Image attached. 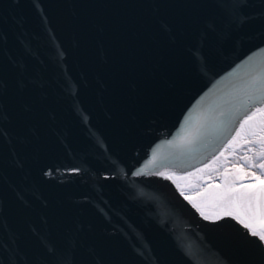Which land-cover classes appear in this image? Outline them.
Wrapping results in <instances>:
<instances>
[{
  "label": "water",
  "instance_id": "water-1",
  "mask_svg": "<svg viewBox=\"0 0 264 264\" xmlns=\"http://www.w3.org/2000/svg\"><path fill=\"white\" fill-rule=\"evenodd\" d=\"M232 5L250 19L188 71ZM261 48L264 0H0V264H261L185 176L262 129Z\"/></svg>",
  "mask_w": 264,
  "mask_h": 264
},
{
  "label": "snow or ice",
  "instance_id": "snow-or-ice-1",
  "mask_svg": "<svg viewBox=\"0 0 264 264\" xmlns=\"http://www.w3.org/2000/svg\"><path fill=\"white\" fill-rule=\"evenodd\" d=\"M250 19L247 15H242L238 6L232 5L227 14L221 17L218 21L208 23L203 33V39L192 43L188 49V56L185 60V67L188 71L197 70L200 72H210L211 65L217 54V46L220 41H227L234 38L235 29L242 27L247 20ZM264 51V48L260 49ZM252 59V56L248 57V61ZM248 61H245L247 63ZM231 75V73H229ZM20 87L24 88L27 85L21 79L19 81ZM217 84L220 81L216 82ZM215 87V85H213ZM211 91V89H209ZM208 93L205 92L204 96L200 97L203 100ZM4 95H0V101H3ZM20 102H23L22 100ZM200 101H197L199 103ZM258 111H264V109H258ZM247 123V121H245ZM7 126V125H6ZM264 167V165H261ZM72 174H81L85 171L82 167H73L69 169ZM140 169H136L133 175H138ZM51 175V171L47 173ZM104 179H111L110 176H105ZM256 179L259 180V177ZM140 195H144L141 193ZM223 198L228 203L244 204L251 214H255L257 208L264 210V182H261L259 186L256 184H248L240 189H231L228 193L223 195ZM191 199V197H188ZM227 215L232 216L233 213L228 212ZM207 218V217H206ZM236 219L244 225L245 229H251L247 232V235L251 239L249 242L255 245L260 255L261 264H264V231H257L256 228L241 218L239 214L236 215ZM51 255L54 257L55 264H75L74 252L68 250H61L55 245L53 246Z\"/></svg>",
  "mask_w": 264,
  "mask_h": 264
},
{
  "label": "bare ground",
  "instance_id": "bare-ground-1",
  "mask_svg": "<svg viewBox=\"0 0 264 264\" xmlns=\"http://www.w3.org/2000/svg\"><path fill=\"white\" fill-rule=\"evenodd\" d=\"M244 136H247V138H244ZM244 136L243 133L237 136V146L241 150H238L237 147L232 149L227 148L216 159L209 162L204 167L185 173V176L189 178L187 185L197 195V197L204 194H213L212 196L217 198L221 206L220 197L226 191L225 189H233V187H235V185L237 186V184L248 185L243 182L244 177H247L249 184H256L259 186L261 182H264V167H261V165H264V154H262L263 152L260 150L258 153L257 144L253 142V137L264 138V131L259 132L258 130L255 135L244 132ZM244 140L245 142H243L240 146L239 142ZM240 153L243 154L240 155ZM243 155L249 156V163L243 162ZM239 175L240 179L238 180ZM257 177H259V180L256 179ZM225 180H227V182H225ZM207 186L210 188L206 189ZM220 206L218 207L219 209ZM211 209L212 208L209 210ZM227 212L229 211L222 213ZM261 224L264 225V222Z\"/></svg>",
  "mask_w": 264,
  "mask_h": 264
},
{
  "label": "rangeland",
  "instance_id": "rangeland-1",
  "mask_svg": "<svg viewBox=\"0 0 264 264\" xmlns=\"http://www.w3.org/2000/svg\"><path fill=\"white\" fill-rule=\"evenodd\" d=\"M253 161V160H252ZM256 162H258V161H256ZM260 162V161H259ZM246 163H249V162H246ZM247 184H249V182H246ZM209 186H211V185H209ZM209 186H207L206 187V189H208V188H210ZM243 186H245V185H238L237 184V186L235 185V187H233V189L235 188V189H240V188H242ZM258 186V185H257ZM226 190H228V189H226ZM231 190V189H230ZM230 190H228V191H230ZM225 193V192H224ZM228 193V192H227ZM224 198H222V200H223ZM221 200V199H220ZM221 200V201H222ZM226 205L227 206H225L224 208H222L221 209V207H220V209L218 208V209H216V208H212L210 211H212V212H214L215 214H217L218 216L219 215H221V214H223L222 212H225V211H229V212H231V213H233L234 215H237V214H239L240 216H243V215H247V214H249L251 217H253L254 219H256L258 222H260V223H263L264 222V210H262L261 208H257V210H256V212H255V214L253 215V214H251V212L247 209V207L244 205V204H235V203H226ZM208 209H210V208H208Z\"/></svg>",
  "mask_w": 264,
  "mask_h": 264
},
{
  "label": "flooded vegetation",
  "instance_id": "flooded-vegetation-1",
  "mask_svg": "<svg viewBox=\"0 0 264 264\" xmlns=\"http://www.w3.org/2000/svg\"><path fill=\"white\" fill-rule=\"evenodd\" d=\"M263 131H264V127L262 128V130H261L260 132H263ZM254 143L257 144V147H258V148H257V149H258V153H259V150H260V151L263 152L262 154H264V148H263V147H264V138L256 137L255 140H254ZM243 153H244V152H243ZM243 153H242V154H243ZM247 156H248V155H247ZM249 160H250V158H249L246 162H249ZM226 177H227V176H226ZM236 177H237V176H236ZM239 179H240V175L238 176V180H239ZM229 181H230V179H229ZM225 182H227V180H225ZM243 182L245 183V182H247V180H244V179H243ZM225 190H226V189H225ZM227 191H228V190H226L225 193H227ZM223 192H224V191H223ZM225 193H223V194L221 195V197H220L221 200H222L223 195H224ZM226 203H227V201H226L225 199H223V200L221 201V206H222V207L220 206L221 209L224 208L225 206H227Z\"/></svg>",
  "mask_w": 264,
  "mask_h": 264
},
{
  "label": "built area",
  "instance_id": "built-area-1",
  "mask_svg": "<svg viewBox=\"0 0 264 264\" xmlns=\"http://www.w3.org/2000/svg\"><path fill=\"white\" fill-rule=\"evenodd\" d=\"M263 148H264V147H263ZM240 155H242V153H240ZM263 159H264V158H263ZM263 159H262V160H263ZM243 162H245V163H246V161H243ZM245 178H247V177H245Z\"/></svg>",
  "mask_w": 264,
  "mask_h": 264
}]
</instances>
